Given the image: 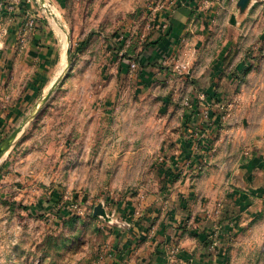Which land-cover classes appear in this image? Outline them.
Returning <instances> with one entry per match:
<instances>
[{"label":"rangeland","instance_id":"374dc122","mask_svg":"<svg viewBox=\"0 0 264 264\" xmlns=\"http://www.w3.org/2000/svg\"><path fill=\"white\" fill-rule=\"evenodd\" d=\"M174 1L31 0L52 54L3 89L0 146L20 133L0 160V264H112L134 223L154 216L151 242L176 203L186 229L206 225L230 166L264 150V0H186L190 20L151 48ZM246 223L226 264H264V208Z\"/></svg>","mask_w":264,"mask_h":264},{"label":"crops","instance_id":"0c3cea01","mask_svg":"<svg viewBox=\"0 0 264 264\" xmlns=\"http://www.w3.org/2000/svg\"><path fill=\"white\" fill-rule=\"evenodd\" d=\"M57 1L58 5L62 6L68 0ZM178 1L182 6L176 10L167 11V7L161 6L165 14L158 11L161 16L171 18V26L168 32L161 36L158 34L160 39L153 42L152 44L157 45L151 48H156L163 39L170 41L177 37L180 25H186L185 23L190 20L193 11L188 9L189 4H184L186 0ZM0 4H4L5 7L3 22L4 28L8 31L5 48L0 51V134H2V124L5 121L3 111L11 100L4 94L3 89L8 83L10 86L13 85L21 72L25 73L27 79L33 78L32 81L38 78L39 72L44 74L49 56L52 54V46L50 35L44 28L46 23L40 21L42 18L39 15L33 14L34 5L31 0H0ZM9 7H13L14 10L10 11ZM29 19L34 20L35 26L26 35L24 43H20V31ZM6 72L13 74L11 81L7 80ZM263 154L264 150H259L249 159L243 161L242 158V163L238 166H230L228 180L231 186L228 192L230 196L221 204L216 220L212 219L215 217L216 209L212 204L210 208L213 209L209 210V213L214 221H209L207 223L209 226L195 217L191 219L186 229L183 221L187 222L190 215L184 211L185 208L180 206V203H176L166 214L174 221L160 224L158 236L151 239V242L147 240L146 232L149 231V226L155 224L154 216L145 218V222L150 224L148 228V224L134 223L129 238L122 242V248H118L121 249L120 255L117 254L113 258L112 264H226L227 248L233 237L243 231L250 217L260 215L264 208ZM194 220L196 224H193ZM179 228L183 230H178ZM176 242L181 252L172 260L168 254Z\"/></svg>","mask_w":264,"mask_h":264},{"label":"built area","instance_id":"2783aa9c","mask_svg":"<svg viewBox=\"0 0 264 264\" xmlns=\"http://www.w3.org/2000/svg\"><path fill=\"white\" fill-rule=\"evenodd\" d=\"M4 10H5L4 4H0V51H2L5 48V43L8 35V31L4 28V22H3L5 17L3 12ZM9 10L12 11L14 10V8L9 7ZM34 26H35L34 20L29 19L28 22L26 23V26L22 27L20 31V43H24L26 35L28 34L29 31L33 30ZM130 68L132 71H134L136 69V64L133 63Z\"/></svg>","mask_w":264,"mask_h":264},{"label":"water","instance_id":"95a60500","mask_svg":"<svg viewBox=\"0 0 264 264\" xmlns=\"http://www.w3.org/2000/svg\"><path fill=\"white\" fill-rule=\"evenodd\" d=\"M250 0H240L239 1V6L242 8V9H244L246 6H247V4H248V2H249ZM42 5H44V4H42ZM44 7V6H43ZM69 57H70V51H68V54H67V60H69ZM66 71V70H65ZM65 74V73H64ZM63 76V75H62ZM62 76L59 78V80L57 81V84L60 82V80H61V78H62ZM53 91L51 90V92L47 95V96H45L44 97V100L43 101H46L48 98H49V96L51 95V93H52ZM19 133H20V130H17L15 133H13L1 146H0V159H1V157H2V155H3V153H4V151H5V146L10 142V141H12L13 142V140L15 139L16 140V138H17V136L19 135ZM16 137V138H15ZM15 142V141H14ZM14 144V143H13ZM12 145V144H11ZM13 146V145H12ZM12 148V147H11ZM100 212H101V210H100V208H97L96 209V212H95V215H98V214H100Z\"/></svg>","mask_w":264,"mask_h":264},{"label":"bare ground","instance_id":"6f19581e","mask_svg":"<svg viewBox=\"0 0 264 264\" xmlns=\"http://www.w3.org/2000/svg\"><path fill=\"white\" fill-rule=\"evenodd\" d=\"M59 27H57V29H58ZM60 30V29H59ZM60 32V31H59ZM62 35V37H63V39H65V34H61ZM67 49V48H66ZM65 49V50H66ZM66 55V54H65ZM65 58V57H64ZM65 62V61H64ZM65 67H66V63H64L63 64V66H62V71H64V69H65ZM61 73V72H60ZM61 75V74H60ZM16 138V137H15ZM15 141V139L13 140V142ZM13 142L12 141H10L4 148H5V151H4V153H3V155H2V157H1V159L3 158V156H5L6 155V153H7V151H8V149L11 147V144H13ZM0 159V160H1Z\"/></svg>","mask_w":264,"mask_h":264},{"label":"trees","instance_id":"16d2710c","mask_svg":"<svg viewBox=\"0 0 264 264\" xmlns=\"http://www.w3.org/2000/svg\"><path fill=\"white\" fill-rule=\"evenodd\" d=\"M124 45V43L122 44V46ZM122 69L124 70V72H126V71H128V69L131 67V65L133 64V63H131V61L130 60H122ZM224 221V220H223ZM222 221V222H223Z\"/></svg>","mask_w":264,"mask_h":264}]
</instances>
